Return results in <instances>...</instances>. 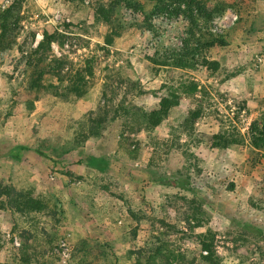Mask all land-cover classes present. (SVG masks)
I'll use <instances>...</instances> for the list:
<instances>
[{
    "label": "rangeland",
    "instance_id": "rangeland-1",
    "mask_svg": "<svg viewBox=\"0 0 264 264\" xmlns=\"http://www.w3.org/2000/svg\"><path fill=\"white\" fill-rule=\"evenodd\" d=\"M204 3L220 8L210 22L180 0L165 10L150 0H0V25L8 14L19 33L0 51V183L49 205L28 218L0 210V264H136L132 246L159 247L180 264H264V150L250 145L264 118V0ZM192 32L225 41L209 54L219 72L191 61ZM46 33L55 38L47 55L66 60L62 76L94 63L84 98L24 89ZM188 83L197 93H183ZM163 85L181 103L157 132L123 140L110 114L100 137L74 145L84 116L157 108ZM191 112L201 113L193 135L236 128L246 143L197 144L185 130Z\"/></svg>",
    "mask_w": 264,
    "mask_h": 264
},
{
    "label": "trees",
    "instance_id": "trees-1",
    "mask_svg": "<svg viewBox=\"0 0 264 264\" xmlns=\"http://www.w3.org/2000/svg\"><path fill=\"white\" fill-rule=\"evenodd\" d=\"M155 4L158 10H165L170 0H150ZM182 4H186L190 12L198 11L201 16L208 18L207 22L213 19V14L220 10L219 7L208 10L204 0H180ZM9 15H4V19L0 25V51L10 48L12 39L19 36L17 32L18 27L10 24ZM15 24V23H14ZM201 32V31H198ZM54 36L46 33L44 39L41 41L37 49L33 50L32 56L34 63L27 64L28 80L25 81V90L43 92L53 96L60 101L70 102L84 98L89 91L90 79L94 77V63L92 61L86 62L74 72L67 73L62 76L61 72L65 68V58L56 59L47 52H51V43L54 41ZM191 39L195 40V49H191L189 39L184 41V49L192 52L193 58L191 61L198 59L200 65L207 68L208 71L217 73L222 66L217 61H211L209 54L215 48L224 47L226 43L223 39L211 34L210 32L201 33L197 35L195 32L191 33ZM9 41V44L6 42ZM52 57V58H51ZM177 68L187 67V63L181 60L176 64ZM12 79V78H10ZM183 93L194 95L198 91V85L195 83H188L185 85ZM154 94L159 99L157 108H127L115 107L111 111H104L100 116L93 118L91 116H84L77 125L73 142L77 147L83 146L89 140L100 137L103 130V124L106 122V117L110 114V122L120 119L122 122L121 139L125 140V134L131 133L135 136H140L143 132L155 133L168 119L170 112L178 107L181 103V94L179 90L174 87H167L163 85ZM201 117L199 112H191L190 116L185 119V130L189 132L193 140L197 144L206 143L213 149H229L234 146L244 145L246 143L245 137L236 128H227L213 135H193L194 131L191 125ZM108 119V117H107ZM250 145L253 149L264 150V118L262 123L255 122L251 128ZM134 152L132 151L131 154ZM136 154V153H135ZM159 182L169 183V179ZM49 209L47 199L33 192L32 190H17L12 185L0 183V210H7L13 214L28 218L31 216H39L45 214ZM190 222V221H189ZM201 225H197L200 227ZM208 235L201 236L205 238L202 241V251L207 252L206 260H212L214 256V248L211 242L207 241ZM131 254L136 257V264H180V259L173 255H167L161 248L154 250L139 249L134 246L131 248Z\"/></svg>",
    "mask_w": 264,
    "mask_h": 264
},
{
    "label": "built area",
    "instance_id": "built-area-1",
    "mask_svg": "<svg viewBox=\"0 0 264 264\" xmlns=\"http://www.w3.org/2000/svg\"><path fill=\"white\" fill-rule=\"evenodd\" d=\"M67 47H68V45H67ZM63 246H65V244L63 243Z\"/></svg>",
    "mask_w": 264,
    "mask_h": 264
}]
</instances>
